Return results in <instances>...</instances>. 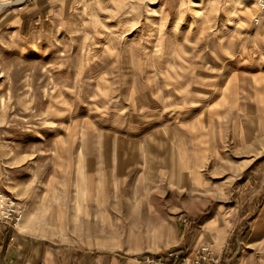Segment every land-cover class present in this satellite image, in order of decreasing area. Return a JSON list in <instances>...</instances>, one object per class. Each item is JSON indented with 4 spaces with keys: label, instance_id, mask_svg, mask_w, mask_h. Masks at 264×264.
Returning a JSON list of instances; mask_svg holds the SVG:
<instances>
[{
    "label": "rangeland",
    "instance_id": "1",
    "mask_svg": "<svg viewBox=\"0 0 264 264\" xmlns=\"http://www.w3.org/2000/svg\"><path fill=\"white\" fill-rule=\"evenodd\" d=\"M1 4L0 190L23 203L16 235L133 257L208 242L222 264H264L255 0Z\"/></svg>",
    "mask_w": 264,
    "mask_h": 264
},
{
    "label": "crops",
    "instance_id": "2",
    "mask_svg": "<svg viewBox=\"0 0 264 264\" xmlns=\"http://www.w3.org/2000/svg\"><path fill=\"white\" fill-rule=\"evenodd\" d=\"M178 156L189 151L186 140L178 138ZM178 143V144H179ZM184 144L186 148H184ZM184 164V159H180ZM184 174V172H183ZM0 264H140L133 256L113 254L104 250L57 246L31 238L26 234H15L8 226L0 227Z\"/></svg>",
    "mask_w": 264,
    "mask_h": 264
},
{
    "label": "built area",
    "instance_id": "3",
    "mask_svg": "<svg viewBox=\"0 0 264 264\" xmlns=\"http://www.w3.org/2000/svg\"><path fill=\"white\" fill-rule=\"evenodd\" d=\"M36 0H23L30 3ZM257 13L253 17L256 25H264V0H255ZM23 203L14 195L0 190V227L16 229L23 218ZM140 264H222L221 253L211 243L203 242L192 248L173 246L156 253L134 256Z\"/></svg>",
    "mask_w": 264,
    "mask_h": 264
},
{
    "label": "bare ground",
    "instance_id": "4",
    "mask_svg": "<svg viewBox=\"0 0 264 264\" xmlns=\"http://www.w3.org/2000/svg\"><path fill=\"white\" fill-rule=\"evenodd\" d=\"M20 1H21V0H20ZM22 1H23V0H22ZM2 7H3V4L0 5V10H1Z\"/></svg>",
    "mask_w": 264,
    "mask_h": 264
}]
</instances>
